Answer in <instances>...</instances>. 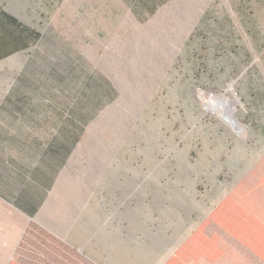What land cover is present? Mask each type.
Instances as JSON below:
<instances>
[{
	"label": "rangeland",
	"instance_id": "obj_1",
	"mask_svg": "<svg viewBox=\"0 0 264 264\" xmlns=\"http://www.w3.org/2000/svg\"><path fill=\"white\" fill-rule=\"evenodd\" d=\"M133 7L0 0L41 33V57L67 66L81 57L112 83L117 98L89 140L119 145L124 160L76 170L108 175L107 189L124 192L121 214L137 209V240L148 229L169 253L264 154V0H169L144 22ZM30 51L0 61V88Z\"/></svg>",
	"mask_w": 264,
	"mask_h": 264
},
{
	"label": "crops",
	"instance_id": "obj_2",
	"mask_svg": "<svg viewBox=\"0 0 264 264\" xmlns=\"http://www.w3.org/2000/svg\"><path fill=\"white\" fill-rule=\"evenodd\" d=\"M78 96L74 90L0 88V264H165L264 155L168 253L167 242H152L148 229L137 240V209L121 214L124 192L107 189L108 175L76 170L93 159L103 165L124 160L119 145L111 149L101 139L89 140L112 102L81 124V111L73 107ZM230 216L244 213L234 209ZM203 235L217 236L252 264H264L212 222Z\"/></svg>",
	"mask_w": 264,
	"mask_h": 264
},
{
	"label": "trees",
	"instance_id": "obj_3",
	"mask_svg": "<svg viewBox=\"0 0 264 264\" xmlns=\"http://www.w3.org/2000/svg\"><path fill=\"white\" fill-rule=\"evenodd\" d=\"M168 1L132 0L133 11L139 21L144 22ZM138 7L145 11L144 18H139V12L136 10ZM42 37L41 33L22 24L12 14L0 8V61L19 52L31 50L12 88L27 91L28 88L58 89L65 92L74 90L79 93V98L74 101L73 107L81 111V124L115 101L117 93L112 83L92 69L83 58L80 57V62L76 65L70 62L67 66L56 55L53 57L54 62L41 57L38 46ZM29 76L34 80H29ZM66 101L69 100L65 99L64 102ZM252 200H255L259 207L251 205L249 201ZM234 209H240L244 216L235 220L230 216L228 219ZM253 210L254 212L249 214ZM250 215L254 218L249 219ZM210 222L227 231L264 261V155L197 229L192 231L165 264H252L217 236H204L203 231Z\"/></svg>",
	"mask_w": 264,
	"mask_h": 264
},
{
	"label": "water",
	"instance_id": "obj_4",
	"mask_svg": "<svg viewBox=\"0 0 264 264\" xmlns=\"http://www.w3.org/2000/svg\"><path fill=\"white\" fill-rule=\"evenodd\" d=\"M225 120L228 121L229 123H231L232 125H235V123H236V120L233 119L231 116H229V118H226Z\"/></svg>",
	"mask_w": 264,
	"mask_h": 264
}]
</instances>
